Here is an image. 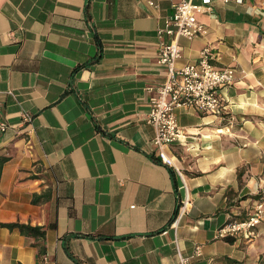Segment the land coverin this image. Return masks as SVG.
Here are the masks:
<instances>
[{"label": "crops", "instance_id": "1", "mask_svg": "<svg viewBox=\"0 0 264 264\" xmlns=\"http://www.w3.org/2000/svg\"><path fill=\"white\" fill-rule=\"evenodd\" d=\"M178 1L0 0V264H264V222L251 242L218 237L264 201V0H217L208 32L180 39L178 66L209 45L235 69L223 116L176 110L183 178L148 123Z\"/></svg>", "mask_w": 264, "mask_h": 264}, {"label": "built area", "instance_id": "2", "mask_svg": "<svg viewBox=\"0 0 264 264\" xmlns=\"http://www.w3.org/2000/svg\"><path fill=\"white\" fill-rule=\"evenodd\" d=\"M217 0H180L174 4V13L166 18L158 28L159 47L158 63L166 68V80L160 85L150 99L148 123L155 129L152 145L156 149L157 162L174 171L183 178L181 170L176 167L168 154V148L181 142L184 131L180 128L176 110L194 108L205 115L223 116L227 107L224 104L221 89L230 84L235 77L232 67L218 68L213 60L216 58L214 49L207 45L196 62L178 66L182 58L180 39H193L208 32L206 25L199 20V15L207 12ZM234 1L243 4L245 0H222L228 4ZM151 5L155 3L150 2ZM2 104L0 103V110ZM25 124H31L33 117L23 113ZM10 128L9 124L0 120V134ZM184 189L186 183L184 181ZM187 190V189H186ZM188 198L183 202L175 225L185 214ZM264 222V201L258 203L254 212L242 221H232L222 227L218 237H242L251 242L258 237V227ZM202 253L201 247L195 250V256ZM181 264H189L190 258L179 254Z\"/></svg>", "mask_w": 264, "mask_h": 264}, {"label": "trees", "instance_id": "3", "mask_svg": "<svg viewBox=\"0 0 264 264\" xmlns=\"http://www.w3.org/2000/svg\"><path fill=\"white\" fill-rule=\"evenodd\" d=\"M171 173L174 175V172L172 169H170ZM178 213V211L176 212V214ZM20 230L24 233H27V234H40V235H43V233H41L39 230L37 229H33V228H30V227H24V226H20L19 227ZM230 242L232 240L228 239Z\"/></svg>", "mask_w": 264, "mask_h": 264}]
</instances>
